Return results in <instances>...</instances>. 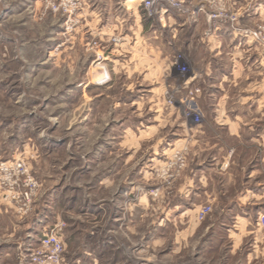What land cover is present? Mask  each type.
<instances>
[{
  "label": "rangeland",
  "instance_id": "rangeland-1",
  "mask_svg": "<svg viewBox=\"0 0 264 264\" xmlns=\"http://www.w3.org/2000/svg\"><path fill=\"white\" fill-rule=\"evenodd\" d=\"M223 3L236 14L227 0ZM123 11L126 35L135 40L140 32L162 48L161 54L180 55L188 72L174 70L165 80L161 71L142 72L148 63L134 58L138 70L131 64L127 72L112 73L107 65V81L90 83L103 74L87 46L98 37H81L82 24L66 32L63 18L42 15L40 0H0V162L23 163L39 185L25 217L41 213L42 233L61 227L68 264L76 259L79 264H147V259L150 264H249L245 249L232 248L226 228L216 224L218 211L209 203L202 206L210 212L200 223L161 222L186 170L190 141L165 148L172 132L155 110L180 112L198 123V111L188 102L209 89L202 72L180 53L177 35L160 33L163 28L153 20L141 29ZM236 25L256 30L264 23L241 27L237 16ZM193 74L199 78L183 87ZM175 153L185 163L179 173ZM168 165L172 178L166 180ZM11 191L0 175V207L17 212ZM195 225L196 232L183 235L180 244L179 232ZM209 225L214 227L206 232Z\"/></svg>",
  "mask_w": 264,
  "mask_h": 264
},
{
  "label": "crops",
  "instance_id": "crops-1",
  "mask_svg": "<svg viewBox=\"0 0 264 264\" xmlns=\"http://www.w3.org/2000/svg\"><path fill=\"white\" fill-rule=\"evenodd\" d=\"M227 1L241 27L264 23V0ZM123 10L139 22L141 29L149 21L139 11L123 9L118 0H84L81 37L107 41L121 36V44H109L105 50L112 73L127 72L131 64L138 70L134 63L138 58L148 63L141 68L138 62L142 72L161 71L167 76L165 80L171 77L172 57L161 54L162 48L154 47L144 34L139 32L133 40L124 33ZM206 24L203 16L187 24L184 17L173 15L160 32H168L172 38L177 35L180 53L195 71L202 72L209 89L208 95L188 102L198 111V123L184 119L180 112L160 115L155 110L162 116L163 128L168 126L172 132L165 148L181 145L188 138L190 141L186 170L176 182L172 198L167 199L161 222L175 219L200 223L197 212L209 203L218 211L216 224L226 228L232 248L245 249L247 263L264 264V228L258 224L259 215L264 213V47L225 27L205 36ZM163 42H159L161 47H165ZM23 219L13 209L0 207V264H27L29 253L39 245L44 229L41 213ZM197 226L179 232L180 244L184 236L196 232ZM213 227L209 225L205 231ZM147 242L150 246L149 237ZM64 260V264L69 263L66 256ZM80 261L76 259L77 264Z\"/></svg>",
  "mask_w": 264,
  "mask_h": 264
},
{
  "label": "built area",
  "instance_id": "built-area-1",
  "mask_svg": "<svg viewBox=\"0 0 264 264\" xmlns=\"http://www.w3.org/2000/svg\"><path fill=\"white\" fill-rule=\"evenodd\" d=\"M123 9L136 10L141 12L144 19L153 20L165 28L167 18L173 15L184 17L187 24L197 22L200 16L206 18L207 30L205 36L210 35L220 27L227 28L230 32L237 34L244 39L252 40L259 46H264V26H259L256 30H246L236 25L237 16L226 8L223 0H118ZM43 14L60 16L64 19L65 31L70 32L82 21L84 10V0H40ZM131 4V5H130ZM129 5V6H127ZM122 43L121 36H113L107 41L92 40L87 43L89 49L93 50L95 66L104 74L102 81H107V58L105 50L109 44L117 46ZM183 58L178 55L172 59V68L180 73L188 72L183 64ZM199 78L198 75H190L183 81V87H188ZM187 115V114H186ZM189 117L193 114L188 113ZM194 117V116H193ZM195 121L197 122V118ZM179 153L173 155L174 165L177 173L184 168V161ZM171 165V164H169ZM164 170V178L170 179L172 175ZM0 175L9 182L12 187L11 198L17 205L16 213L20 217H25L31 211L33 199L38 191V183L27 173L25 165L15 161L12 163L0 162ZM264 197V196H263ZM209 207H202L197 212L198 220L202 221L209 214ZM258 224L264 228V213L259 215ZM61 227L55 225L50 231L42 233L39 245L33 249L27 259V264H64V243L60 234Z\"/></svg>",
  "mask_w": 264,
  "mask_h": 264
},
{
  "label": "bare ground",
  "instance_id": "bare-ground-1",
  "mask_svg": "<svg viewBox=\"0 0 264 264\" xmlns=\"http://www.w3.org/2000/svg\"><path fill=\"white\" fill-rule=\"evenodd\" d=\"M104 79V74H102L101 72L100 73H97L95 75V79L94 81L90 82V83H97V82H101V80Z\"/></svg>",
  "mask_w": 264,
  "mask_h": 264
}]
</instances>
